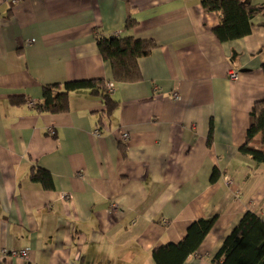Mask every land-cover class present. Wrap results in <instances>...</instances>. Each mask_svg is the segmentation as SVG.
Masks as SVG:
<instances>
[{
    "label": "crops",
    "instance_id": "1",
    "mask_svg": "<svg viewBox=\"0 0 264 264\" xmlns=\"http://www.w3.org/2000/svg\"><path fill=\"white\" fill-rule=\"evenodd\" d=\"M219 23L202 0H0V250L31 251L0 264H155L156 247L218 216L185 262L214 264L248 211L264 219V165L240 152L264 101V17L224 44ZM98 33L156 43L140 82L113 80ZM89 79L119 102L103 126L104 102L87 92L65 114L30 106L46 84ZM38 168L54 190L30 181Z\"/></svg>",
    "mask_w": 264,
    "mask_h": 264
},
{
    "label": "trees",
    "instance_id": "2",
    "mask_svg": "<svg viewBox=\"0 0 264 264\" xmlns=\"http://www.w3.org/2000/svg\"><path fill=\"white\" fill-rule=\"evenodd\" d=\"M202 7L206 12H215L219 15L220 23L214 29V34L222 44L249 36L252 32L253 19L257 16L264 17V4L254 5L252 0H202ZM137 26L138 22L129 17L124 28L131 30ZM95 39L116 83L132 84L142 80L138 62L152 54L156 48L153 40L120 38L117 35L107 36L99 33ZM107 83L103 79H89L64 84H46L43 86V99L36 102L34 108L39 114H65L69 111L71 96L74 93L87 92L104 102L105 112L99 121V125L103 126L104 121L110 120L119 105V102L109 94ZM14 101L20 102L22 98H14ZM212 136L211 130L209 145ZM121 149L126 156L125 146L121 145ZM240 152L250 156L255 167L264 165V101L256 103L250 113L247 139ZM29 177L32 183L40 185L43 190H54L53 178L48 171L34 169ZM219 177V173L214 171L212 182L217 181ZM217 220L218 216H213L191 223L186 236L180 242L168 243L152 251L154 263L185 264L186 260L200 249ZM213 263L264 264V219L248 211L213 256Z\"/></svg>",
    "mask_w": 264,
    "mask_h": 264
},
{
    "label": "built area",
    "instance_id": "3",
    "mask_svg": "<svg viewBox=\"0 0 264 264\" xmlns=\"http://www.w3.org/2000/svg\"><path fill=\"white\" fill-rule=\"evenodd\" d=\"M12 4H16L20 2L21 0H10ZM239 78V72L237 70H230L229 72V79L231 81H237ZM108 85V92L112 93L113 86ZM30 106H35L34 103H30ZM99 134V132H97ZM31 256V251L29 249H22V250H15V249H3L0 250V259H8V258H21V259H27L29 260Z\"/></svg>",
    "mask_w": 264,
    "mask_h": 264
},
{
    "label": "flooded vegetation",
    "instance_id": "4",
    "mask_svg": "<svg viewBox=\"0 0 264 264\" xmlns=\"http://www.w3.org/2000/svg\"><path fill=\"white\" fill-rule=\"evenodd\" d=\"M110 85V84H109ZM107 89H108V85H107Z\"/></svg>",
    "mask_w": 264,
    "mask_h": 264
},
{
    "label": "rangeland",
    "instance_id": "5",
    "mask_svg": "<svg viewBox=\"0 0 264 264\" xmlns=\"http://www.w3.org/2000/svg\"><path fill=\"white\" fill-rule=\"evenodd\" d=\"M15 5V4H14ZM110 94V93H109Z\"/></svg>",
    "mask_w": 264,
    "mask_h": 264
}]
</instances>
